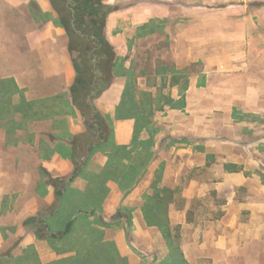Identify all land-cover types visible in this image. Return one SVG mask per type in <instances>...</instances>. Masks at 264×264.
Masks as SVG:
<instances>
[{
    "label": "crops",
    "instance_id": "1",
    "mask_svg": "<svg viewBox=\"0 0 264 264\" xmlns=\"http://www.w3.org/2000/svg\"><path fill=\"white\" fill-rule=\"evenodd\" d=\"M45 1V11L52 15V6ZM105 1L116 7L108 18L106 36L117 56L129 49L128 44L121 45L118 25L125 23L132 29L142 25L144 34L146 27L149 32L156 28V33H172L175 64L192 67L187 86L177 83L172 88V98H184V104L168 107V115L160 121L154 148L158 156L144 180L122 204L119 186L108 182L105 219L123 205L132 210V227L122 218L117 222L125 227L115 236L106 229L107 237L128 264L170 261L171 248L157 228L147 226L142 212L144 195L151 192L156 170L165 163L162 185L176 190L169 217L173 226H180L177 245L183 262L264 264V0ZM29 2L0 0V33L8 31L3 8L24 6L30 13ZM36 24L11 47L0 38V219L6 213L21 217L15 214L13 201L22 194V182L29 183L31 171L39 175L43 168L58 179L73 171V160L85 159L76 158L73 144L86 128L69 96L77 78L69 35L52 18ZM10 34L18 32L10 30ZM10 48L14 55L7 57ZM131 65L129 58L127 73ZM115 70L95 105L111 118L113 143L129 146L135 120L116 117L128 74L118 73L117 63ZM139 86L157 93L156 83L149 86L146 77L139 78ZM22 162L35 163L24 176ZM93 162L105 166L108 156L98 152ZM77 179L85 190L89 180ZM47 185L45 194L36 190L35 204L41 200L51 207L57 202L60 187ZM31 210L33 206L27 212ZM42 212L49 217V212ZM132 228L141 247L128 238ZM4 234L0 230V242L8 239ZM23 241L21 247H28L35 244V237L29 233ZM157 242L164 243L163 249L151 251Z\"/></svg>",
    "mask_w": 264,
    "mask_h": 264
},
{
    "label": "trees",
    "instance_id": "2",
    "mask_svg": "<svg viewBox=\"0 0 264 264\" xmlns=\"http://www.w3.org/2000/svg\"><path fill=\"white\" fill-rule=\"evenodd\" d=\"M49 3L53 11L52 15L49 13V18L64 27L69 35V49L77 71V78L69 89V96L73 106L81 112L91 137L84 144L77 135L74 137L73 144L77 151L80 149L78 144L84 145H81V148H84L85 159L82 162L76 161L68 182L58 186L59 179L49 173V184L60 187L56 191L58 206L49 208V223L45 221L42 224L51 248L64 255L49 264H128L127 259L119 253L114 240L107 237L106 229L113 227L122 218H127L132 227V210L122 205L112 220H107L104 216V203L110 191L108 182L117 183L126 196L134 190L157 158L158 152L154 149L155 133L152 132L148 139L142 140L141 134L150 129L138 123L140 119H150L156 108L152 107L150 113L146 112L145 105H152V98L148 103H144L148 98L145 93H140L138 98L137 79L128 76L116 117L135 119L134 137L129 146L115 145L112 141L111 118V125L105 127L106 117L97 109L95 100L109 87L115 75L117 55L114 46L107 39L106 28L108 18L116 7L104 0H49ZM75 54L86 59L84 68L77 64ZM126 74L129 72L123 75ZM136 107L137 113L130 111ZM109 143H112V146H108L112 147L113 151L106 153V167L94 178L87 176L85 167L92 156ZM42 171L48 175L47 171ZM163 171L164 165L161 164L156 170L151 192L144 195L142 212L147 226L157 228L171 248L172 256L170 261L166 262L185 264L177 245L180 226H173L169 217L176 190L162 185ZM79 176H85L89 184L85 190L76 193L73 191L72 196V191L67 185ZM60 206L61 208H58ZM60 215L68 218L58 220ZM0 264L44 263L41 262L35 247L30 246L24 248L21 254H16L13 247L8 248L0 253Z\"/></svg>",
    "mask_w": 264,
    "mask_h": 264
},
{
    "label": "rangeland",
    "instance_id": "3",
    "mask_svg": "<svg viewBox=\"0 0 264 264\" xmlns=\"http://www.w3.org/2000/svg\"><path fill=\"white\" fill-rule=\"evenodd\" d=\"M47 6L48 5L45 0H30L29 7L31 10L30 12L31 14L24 6L22 7L20 6L13 10H11L10 7L5 6L3 8V11L4 13L6 12L5 21L8 24V29H7L8 31L4 33H0V38L3 41L4 40L8 41L10 43L9 46L11 47L12 43L17 41V37L20 34L22 35V37H24L25 31L28 28L37 25L36 23L41 25L44 22H48L49 11H45L48 10ZM117 8L120 7L117 5ZM165 23L167 24L169 23V21H165ZM165 26L169 28L167 25ZM143 28L144 26L142 27V25L137 26V29H135V27L134 29H132L131 25H126L125 23L123 24L121 23L120 26L118 25L117 29L122 32V36H123L121 45H123L124 48L126 46L125 44H128L129 49L127 52L123 51L121 55H118L115 62L117 63V72L121 74H125V72L129 70L127 69L126 66V60L131 58L132 65L128 76L130 78L137 79V84H138L137 88L139 89V91L136 92V95L139 98L141 96L140 93H145V95L148 98L144 101V103H148L149 100L152 98V105L149 104L145 105V109L147 110L146 111L147 113H150L151 109H153L152 107L156 108V112H154L153 116H150V119H140L138 121L139 125H143L144 127L147 126L150 129L149 131H144L141 134L140 138L142 140L148 139L152 132L155 133V138L159 135L162 126L160 124L161 123L160 121L163 119V117L168 115L167 114L168 107L173 109L175 107H179L184 104L183 98L176 100L177 101L176 102L175 99L172 98L171 91L173 86L177 83H180L181 87L187 85L189 74L192 68L189 66L184 68H179L175 64V50L173 48L174 41L172 39L173 36L172 33L170 34L169 31L167 32L165 30L156 33L155 30L156 28H153V32H149V27H146L147 34H144L145 32L142 31ZM10 30L16 31L18 32V34H10ZM19 31H21V33H19ZM124 32L125 34H123ZM13 35H15V37H13ZM107 39L109 40L108 37ZM69 46H70V40H69ZM74 47H76V45ZM13 55H14L13 50L11 48L5 52V56L7 57H12ZM75 58L77 64L81 66V68H84L86 59L80 57L78 54H75ZM95 59H93L94 63L96 62ZM115 74H116V70H115ZM143 77L147 78V84L149 86L152 85L153 83H156L157 85L156 95H154L153 92L150 90L140 88L139 78H143ZM139 107H141V105H139ZM130 111L133 113H137L138 110L136 107L134 109L132 108V110ZM103 116L106 117V121H104L105 127H109L111 125L109 115H103ZM77 137L79 139H82L81 142L83 144L85 143L86 140L91 138L87 128L84 129L83 132L77 134ZM83 144H78V147H80V149L79 151L75 152L76 158H80L84 156V148H81V145L84 146ZM112 151H113L112 147L105 146L102 150H98L95 154L101 152L102 154L107 155L106 153H111ZM95 154L92 156L89 162V166L86 168L87 176L90 175L92 178H94L96 174L100 173L106 167V165L98 166V164H95L93 162V158ZM30 165H35V163L34 162L20 163L22 176H24V171ZM75 165H76V160H73V167H75ZM163 165L165 170V166H166L165 163H163ZM42 169L43 168L39 169L40 171L39 175H37L32 171L29 173V180H28L29 183L24 184L22 182L20 187L22 194L20 196L16 195V199H14L13 201L14 203L16 202L15 214L17 215L21 214V217L20 218L12 217L6 213L5 216L0 219V223H1L0 230L3 233H5L4 236L5 235L6 236L4 238H8L5 239L4 242H0V253L6 251L10 247H13L14 252L16 254H21L23 253L24 248L34 246L39 254L41 262H43L44 264H49L52 261L62 258L64 255H60L51 248L49 239H47V234L44 229V225L42 224L45 221L49 223V217H44L45 214H42L44 213L42 212L43 210H46L47 211L46 213L49 212L48 211L50 208L49 205H47L44 202H40L41 200L38 202V204L37 203L35 204V202H33V196L35 195L36 190L40 189L41 191H44L45 194V191L48 186L47 184H49V173L46 176L43 173ZM72 173L73 171L68 176L58 178L59 182L57 183V185L62 186L63 183L68 182ZM146 173L136 184L135 188L139 186L142 180H144V176L146 175ZM163 175H164V171H163ZM79 177L83 179L86 178L85 176H79ZM77 178L72 183H69L67 185L68 187H70L72 191V196L74 195L73 191H75V193L80 190L82 191V189L80 188L81 183ZM37 183H38V187H37ZM15 184L17 185V177L15 179ZM121 192L123 193L122 190ZM125 197H126L125 195L122 196L121 204L125 202ZM114 198H116L117 201L118 196L116 195ZM27 203H30V205L27 206ZM37 205H39L38 208ZM113 205L114 202L112 201V206ZM30 206H33V210H31L28 213L27 209ZM57 206H58L57 202H55L51 207H57ZM58 208H61V206ZM116 213L114 215H116ZM63 218L67 219L68 217L60 215V218H58V220H63ZM92 219H94V217H92ZM109 220H112V217L109 218ZM15 221H16V225L13 226V222ZM122 227H125L124 223L122 224V222L121 223L117 222L113 227L108 228L109 235L115 236L116 232L120 230ZM133 230H134L133 228L130 229V232L128 233V238L134 243L135 246L138 245V247L139 246L141 247L140 243L137 242L134 238ZM29 233H31L35 237V244H31L28 247H23V246L21 247V244L25 242L23 241L24 235H27ZM159 243H161V246L159 245ZM163 246H164L163 242H157L151 251H156L158 250L159 247L163 249ZM151 251L148 250L147 252H151Z\"/></svg>",
    "mask_w": 264,
    "mask_h": 264
}]
</instances>
